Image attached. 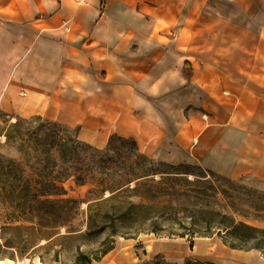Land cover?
Listing matches in <instances>:
<instances>
[{"label": "crops", "instance_id": "1", "mask_svg": "<svg viewBox=\"0 0 264 264\" xmlns=\"http://www.w3.org/2000/svg\"><path fill=\"white\" fill-rule=\"evenodd\" d=\"M244 2L0 0V110L58 114L53 119L59 122L65 113L84 111L91 117L94 145L120 134L134 138L139 150L157 161L199 166L264 191V71L257 65L258 45L237 73L204 72L206 98L199 105L207 112L190 106L184 119L171 123L149 100L172 96L180 81L195 82V19L213 12L231 17L227 3H236L234 16H243ZM250 8L249 16H264L257 6ZM84 76L98 83L86 105L82 92L73 100L66 93L68 77L82 83ZM188 90L193 93L192 86ZM171 246L167 253L179 262Z\"/></svg>", "mask_w": 264, "mask_h": 264}, {"label": "rangeland", "instance_id": "2", "mask_svg": "<svg viewBox=\"0 0 264 264\" xmlns=\"http://www.w3.org/2000/svg\"><path fill=\"white\" fill-rule=\"evenodd\" d=\"M245 1L244 5L248 6V10L243 12V16L241 12L234 16L239 8L236 3H227V13L233 16L219 17L213 12L210 16L195 19V52L192 58L195 82L191 84V81H180L178 90L172 96L169 93L167 97L149 98L163 113L167 122L174 123L184 119L190 106L197 108L199 112H207L199 105L200 100L206 98L202 93L205 83L200 82L205 71L235 74L244 57H249L251 50L257 49V45V65L260 71H264V16H249L254 13L251 5L257 6L259 11L262 9L264 13V0ZM169 35L176 37L174 34ZM191 37L190 35L189 38ZM81 82L75 83L68 77L66 93L68 100H73L75 92H82L86 105L90 102L92 89L95 90L98 83L85 76L81 78ZM191 86L192 94L187 92ZM191 100L196 104H188ZM136 112L139 113V110ZM62 116L65 121H56L62 124L57 125L52 121L55 122L53 117H59L58 114L51 118V115L38 117V114H14L0 110L1 144L7 141L6 134L12 132V126L18 124L12 133L17 136L15 141L10 145H0V183L8 179L5 174L8 170H3V167H10L18 170L12 171V181L24 186V182H19L21 178L16 179L17 175L23 176V179L35 177L30 168L32 165L46 175H57L60 178L69 176L62 184L66 194L61 197L75 200L74 203H43L33 210L26 204L5 205L2 202L3 195L0 194V259L12 258L15 264H39L40 261L42 264H80L81 253L90 254L99 249L102 243L111 239L113 233L112 227L99 231V221L96 230L87 234L89 206L101 201L99 197L105 196L106 199L111 194L110 190L129 179L144 172H157L159 174L155 176L156 180L139 186L134 181L129 187L132 190L126 189L127 192L123 195V199L150 204L151 209L141 213L137 226L128 217L123 222L117 221L115 249L93 264H188L189 261L196 264H264L261 251H233L217 235L212 238L196 237L191 248L188 238L170 237L161 230L169 229L171 224L168 217L178 213L171 206H163L165 203L180 206V209L196 204L197 210L224 211L238 222L244 221L264 228V191L223 178L199 166L172 165L157 161L142 153L134 138H126L120 134L113 133L104 146L94 145L89 114L82 111ZM75 119L77 123H67ZM17 128L21 135L16 132ZM77 134L80 140L74 142ZM23 138L25 142L22 141ZM20 149L23 152H19ZM24 151L30 157H24ZM47 151L50 155L46 154ZM39 158L42 159L41 165H37ZM161 172H186L195 181L193 184L179 181L176 184L181 186H175L173 196L159 197L158 181ZM76 177H81L84 182L82 180L77 183ZM169 183L172 185V182ZM136 185L137 188L133 189ZM31 190L41 193L44 187L32 184ZM182 193L191 194L192 197L187 200ZM113 203L115 201L106 205L111 208ZM154 220L160 225L159 234L149 231ZM63 221H67L66 225L57 227ZM104 222L112 225L113 219L108 218ZM41 224L56 227L44 228ZM6 225L8 228L2 229ZM140 228L143 231L138 238H132ZM55 233L59 234L52 237ZM168 244L178 250L179 262L174 261L173 256L167 253Z\"/></svg>", "mask_w": 264, "mask_h": 264}, {"label": "trees", "instance_id": "3", "mask_svg": "<svg viewBox=\"0 0 264 264\" xmlns=\"http://www.w3.org/2000/svg\"><path fill=\"white\" fill-rule=\"evenodd\" d=\"M187 64L185 65V67ZM38 117H42L38 115ZM53 123L57 125H62L59 122ZM18 124H14L12 126V132L6 134L7 141L4 143H0V145H10V143L15 141L17 136L13 135L12 133L15 131L13 130L14 127H17ZM66 126V125H65ZM17 133L21 132L17 128ZM79 136L77 134L76 140L74 142H79ZM25 142V139H22ZM69 141V140H68ZM82 142V141H81ZM21 150V149H20ZM1 152V149H0ZM19 152H23L22 150ZM38 153V152H36ZM48 155L50 153L47 151ZM47 157H50L48 156ZM24 157H30V154L27 151L23 153ZM0 157L2 154L0 153ZM36 157V156H34ZM39 157V156H38ZM47 160V159H46ZM42 159L39 158L37 165H41ZM28 165V164H27ZM30 168L35 174V177H25L17 175V180L20 179L19 182H24V186L21 183H16L14 180L12 181L11 173L12 171H17V168H7L3 167V170H8L5 174L8 179L6 181H2L0 183V194L3 195L2 202L5 205H17V204H26L32 207L31 209H35L38 206L42 205L43 203H69L75 202L73 199H66L61 197L62 195L66 194L64 189H62V184L65 180L69 178V176L65 177H58L57 175H46L43 174L41 171L38 170V167L34 169V166L30 165ZM23 173V169H20ZM2 172V169H0ZM211 173H214L210 171ZM21 173V174H22ZM159 173H152V172H144L141 175L137 176L136 178L129 179L126 183L119 185L116 189H112L110 196L104 199L105 196L99 197L98 199L101 201L95 202L94 205H90L88 208V227H87V234H91L96 230V225L100 221L101 227L99 231H102L108 227H112L113 233L111 234V239L108 242L102 243L101 247L94 252L88 253H81L79 262L80 264H93L94 261H101L106 255H108L111 251L115 249L116 241L114 237L117 235L116 230V222L122 221L124 218L127 217L132 221L134 225L137 226L139 223L138 218L141 216L142 212H145L150 208V204L146 203H136L132 199H123L124 193L127 192L126 189L132 190L129 188L131 183L136 181L138 186L144 185L146 182L154 181L156 179L155 176ZM216 174V173H215ZM221 176V175H219ZM223 177V176H221ZM226 178V177H223ZM77 183H80L83 179L81 177H76ZM229 179V178H227ZM172 182V185L169 183ZM179 181H185L189 184H193L194 181L190 179V174L186 172H161L160 179L158 181V188H159V197L165 196H173V191L176 190V187ZM84 182V180L82 181ZM140 182V183H139ZM39 185L44 187V191L38 193L36 191L31 190V185ZM164 184V185H163ZM176 184V185H175ZM181 186V185H178ZM99 187V186H97ZM137 188V185L133 188ZM170 188V189H169ZM187 200H189L192 196L188 193H182ZM58 197V198H52ZM110 201H115L111 205V208L106 205V203ZM168 202V200H165ZM117 202V203H116ZM165 207H170L177 211L178 213L172 214L171 217H168V221L170 222L169 229L162 230V232H166L167 236H176L181 238H188L191 242V247L194 246V241L196 237H205V238H212L215 235L219 236V238L223 241V243L229 246L232 249L243 250V251H251V250H258L261 251L264 255V228L255 226L253 224L244 222V221H236L234 217H231L224 211L216 210V209H199L197 210V205L194 206L188 205L186 208L180 209V206H176L173 204H164ZM164 208V207H163ZM182 212V213H180ZM200 213V214H199ZM201 215L203 217H201ZM209 215V216H207ZM168 216V215H166ZM111 218L113 219L112 225H107L104 220ZM153 220V219H147ZM67 221H63V223H59L58 226H65ZM44 228H55L56 226H50L46 224H41ZM159 223L158 221L154 220L153 225L151 224V228L149 229L150 232H155L157 234L160 233L159 230ZM7 229L8 226H3L2 229ZM143 230L141 228L132 238H138L140 233ZM59 233H55L52 237ZM14 260V259H13ZM188 264H196L192 261H189Z\"/></svg>", "mask_w": 264, "mask_h": 264}, {"label": "bare ground", "instance_id": "4", "mask_svg": "<svg viewBox=\"0 0 264 264\" xmlns=\"http://www.w3.org/2000/svg\"><path fill=\"white\" fill-rule=\"evenodd\" d=\"M15 260H13L12 258H6V259H0V264H15ZM39 264H42V262L40 261Z\"/></svg>", "mask_w": 264, "mask_h": 264}, {"label": "built area", "instance_id": "5", "mask_svg": "<svg viewBox=\"0 0 264 264\" xmlns=\"http://www.w3.org/2000/svg\"><path fill=\"white\" fill-rule=\"evenodd\" d=\"M93 0H76V2L79 4V5H88L92 2Z\"/></svg>", "mask_w": 264, "mask_h": 264}]
</instances>
